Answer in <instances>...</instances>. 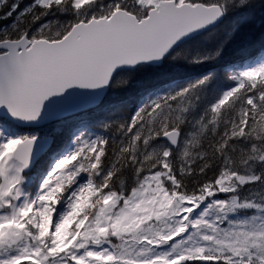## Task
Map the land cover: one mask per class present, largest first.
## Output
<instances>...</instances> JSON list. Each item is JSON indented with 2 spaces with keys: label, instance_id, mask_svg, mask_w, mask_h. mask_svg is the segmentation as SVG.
I'll use <instances>...</instances> for the list:
<instances>
[{
  "label": "trees",
  "instance_id": "16d2710c",
  "mask_svg": "<svg viewBox=\"0 0 264 264\" xmlns=\"http://www.w3.org/2000/svg\"><path fill=\"white\" fill-rule=\"evenodd\" d=\"M218 2L224 5L225 17L217 27L183 43L160 66L139 65L117 73L97 107L57 124L55 148L64 146L79 127L97 136L95 158H90L92 164L86 172L93 190L81 212L74 211L72 220L65 223V241L81 230L76 220L81 227L93 222L106 195L120 203L152 171H167L163 187L174 198L198 197L208 188L215 190L220 176L243 174L253 151L264 154V76L242 79L234 88V80L229 78L230 70L253 64L264 54V0ZM116 7L145 14L137 12L134 0H88L78 6L73 0H0V39H13L42 23L36 36L59 38L73 23L109 14ZM240 15H247V21L230 34L233 18ZM59 25L63 28L55 34ZM230 88L219 102L223 91ZM170 128L182 130L183 137L192 134L186 151L169 149L166 154L144 158V149L156 147L160 134ZM47 162L37 169L43 171ZM35 171L23 188L33 192V199ZM60 202L58 192L51 205ZM27 216L28 212L25 219ZM48 227L45 218L42 226L33 229L37 240H42L40 249L45 255H50L48 249L60 251Z\"/></svg>",
  "mask_w": 264,
  "mask_h": 264
},
{
  "label": "rangeland",
  "instance_id": "374dc122",
  "mask_svg": "<svg viewBox=\"0 0 264 264\" xmlns=\"http://www.w3.org/2000/svg\"><path fill=\"white\" fill-rule=\"evenodd\" d=\"M86 1L73 0L75 6ZM159 1L134 0V3L138 13H146ZM244 21L247 15L234 17L230 34ZM43 27L44 23L28 32V36L35 37ZM62 28L59 25L53 32L57 34ZM258 74L264 75V56L234 77L247 76L252 80ZM55 125L42 132L53 134ZM23 135L11 124L0 121V264H16L21 260L27 261L26 264H219L221 261L264 264L263 153L253 151L252 161L243 174L220 176L216 189L208 188L198 198L182 195L172 198L163 187L167 171H152L142 176L120 203L106 195L93 222L81 227L80 220H76L81 230L65 242L62 240L67 235L65 223L72 220L74 211L81 212L82 202L94 186L92 180L79 176L92 163L95 138L92 135L83 138L78 131L60 154L49 156L47 167L35 171L38 177L33 199L31 190L20 189L27 175L21 173L10 156ZM192 140V134L188 133L177 150L186 151ZM163 144L144 149L147 150L144 158L152 153H168ZM75 150L84 153L76 163L68 161ZM45 160L46 157L39 160L38 167L45 166ZM59 188H63L61 204L51 207L49 201ZM45 218L52 239L61 247L60 255L48 249L52 256L49 263L40 249L42 240L39 242L35 232L25 227L30 223L35 230L44 224Z\"/></svg>",
  "mask_w": 264,
  "mask_h": 264
},
{
  "label": "water",
  "instance_id": "95a60500",
  "mask_svg": "<svg viewBox=\"0 0 264 264\" xmlns=\"http://www.w3.org/2000/svg\"><path fill=\"white\" fill-rule=\"evenodd\" d=\"M222 16L217 5L162 0L140 19L118 8L75 23L60 39L30 42L23 35L0 41V116L20 127L40 126L95 107L117 72L160 65ZM160 138L176 147L180 131L167 130ZM51 143V137H26L11 156L25 173Z\"/></svg>",
  "mask_w": 264,
  "mask_h": 264
}]
</instances>
